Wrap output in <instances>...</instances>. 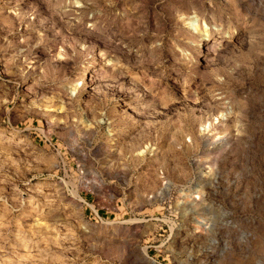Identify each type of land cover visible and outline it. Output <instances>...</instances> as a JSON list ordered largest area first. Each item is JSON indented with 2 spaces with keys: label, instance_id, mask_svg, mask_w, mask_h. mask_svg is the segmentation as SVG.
Listing matches in <instances>:
<instances>
[{
  "label": "rangeland",
  "instance_id": "374dc122",
  "mask_svg": "<svg viewBox=\"0 0 264 264\" xmlns=\"http://www.w3.org/2000/svg\"><path fill=\"white\" fill-rule=\"evenodd\" d=\"M158 238L264 264V0H0V264Z\"/></svg>",
  "mask_w": 264,
  "mask_h": 264
},
{
  "label": "built area",
  "instance_id": "2783aa9c",
  "mask_svg": "<svg viewBox=\"0 0 264 264\" xmlns=\"http://www.w3.org/2000/svg\"><path fill=\"white\" fill-rule=\"evenodd\" d=\"M167 241L184 242L186 243L185 249L172 252L165 258V238H158L156 245L148 247L153 249L157 255L145 254L149 263L165 264L167 261V264H216V248L219 243H224V250L227 248L223 238H168ZM196 247H200L198 251L195 250Z\"/></svg>",
  "mask_w": 264,
  "mask_h": 264
},
{
  "label": "bare ground",
  "instance_id": "6f19581e",
  "mask_svg": "<svg viewBox=\"0 0 264 264\" xmlns=\"http://www.w3.org/2000/svg\"><path fill=\"white\" fill-rule=\"evenodd\" d=\"M232 32L228 31V32H224V35H222V38L224 39H231L232 38ZM23 143V141H22ZM19 146V145H18ZM143 153V152H142ZM41 208V207H40ZM70 238V237H69Z\"/></svg>",
  "mask_w": 264,
  "mask_h": 264
}]
</instances>
